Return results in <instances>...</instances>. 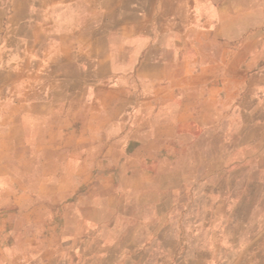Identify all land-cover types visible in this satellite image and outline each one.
I'll return each mask as SVG.
<instances>
[{
  "label": "crops",
  "instance_id": "0c3cea01",
  "mask_svg": "<svg viewBox=\"0 0 264 264\" xmlns=\"http://www.w3.org/2000/svg\"><path fill=\"white\" fill-rule=\"evenodd\" d=\"M107 75L113 81L107 90L111 98L99 94L90 106L96 116L102 108L116 109L111 113V138L120 139L117 109H132L123 129L126 137H121L129 147L147 140L143 125L138 127L143 123L139 109L164 110V127L157 129L166 135L162 139L171 138L166 133L174 131L175 139L191 142L198 140L200 131L213 130L216 117L228 112L229 119L235 118L228 122L253 125L261 132L257 149L263 159L264 0H0V173H5L0 175V204L39 201L34 188L40 180L49 187V180L35 173L38 157L78 153L81 160L86 154V150L75 153L73 143L86 147L87 122H80V131L72 133L69 116L55 122L54 103L28 99L27 89L42 94L53 90L55 79L49 82L50 77ZM31 77L37 84L24 85ZM102 88L99 80L91 90L100 93ZM23 92L25 98H20ZM99 122H95V139L101 138ZM171 145L170 140L153 153L186 154ZM130 149L127 154L137 159L150 155V149ZM11 157L21 178L6 174L12 171ZM147 158L141 160L147 164ZM145 163L138 160L127 170L145 172L149 168ZM167 165L161 169L165 171ZM77 166L80 170L81 163ZM70 167L53 170L71 171ZM59 197L63 203L67 200V195ZM15 216L23 221L35 215ZM50 216L58 221L49 228L54 232L48 246L31 239L36 247L27 251L30 255L18 246L12 260V252L0 244V264L8 258L11 264H148V253L161 250L155 245L167 234L165 226L130 233L117 222L108 225L103 220L133 215ZM22 230L20 226V238L30 233ZM3 233L0 229V237ZM141 234H146L145 239L135 243ZM154 264L163 263L159 258Z\"/></svg>",
  "mask_w": 264,
  "mask_h": 264
},
{
  "label": "rangeland",
  "instance_id": "374dc122",
  "mask_svg": "<svg viewBox=\"0 0 264 264\" xmlns=\"http://www.w3.org/2000/svg\"><path fill=\"white\" fill-rule=\"evenodd\" d=\"M51 78L55 79L56 84L53 90L42 94L27 89V98L54 103L52 110L55 111V122H61L62 118L69 116L72 133L80 131V122L86 121V147L81 146L80 149L78 141L72 140L75 142V153L86 150V154L81 155V160L78 153L70 157L56 153L38 157L35 161L36 170L46 168L47 172L35 173L39 178L49 180V187L40 180L34 188L39 193L34 195L35 199L39 201L32 203L27 199L11 205L0 204V229L5 232L0 237V244L12 252V260L18 246L30 255L27 251L36 247L31 239L46 246L51 243V233L54 231L49 228L57 224L58 218L52 221L50 215L82 213L133 215L131 219L112 221L109 217H103L104 223L109 225L117 222L130 233L141 229L145 233L144 229L148 231L165 226L167 234L163 235L160 244L155 245L160 246L161 250L148 253V264H154L159 258L163 264H264V157H260L257 149L262 135L258 128L230 123L228 121L233 119H229V113L225 112L216 117L213 130L200 131L198 140L175 139L174 131L166 133L171 138L162 139L165 134L158 130L164 127L161 124L165 119L164 110L139 109L138 118L143 119V123L140 122L142 124L138 127L143 125L147 140L135 142L130 146V152L141 147L150 149V155H146L150 161L146 164L145 160H141L146 157L137 159L132 154L128 155V142L121 139L126 137V119L131 116L129 112L132 109H117L120 139H114L111 138L114 132L109 129L110 119L113 118L111 113L116 109L102 108L96 116L90 106L92 100L100 95L103 99L111 98L107 90L113 81L109 75L102 79L98 76L50 77L49 82L53 81ZM99 80L104 90L100 93L91 90ZM23 82L29 86L38 81L31 77ZM19 97L25 98L24 92ZM96 121L102 124V131L97 135L101 138L98 139L93 134ZM121 128L125 130L122 132ZM170 140L174 150H182L186 154L168 157L156 154ZM191 150L193 154H190ZM138 160L149 165L147 171L136 173L127 170L128 165L136 164ZM8 163L12 171L7 172V176L21 178L20 172L14 169V157ZM78 163H81L80 170L77 169ZM260 163H263V170H260ZM164 164H168L165 171L161 169ZM69 165L71 171H55L58 167L63 169ZM60 177L63 179L60 180ZM17 190L19 193L25 192ZM59 195H67V200L61 202L62 196L60 198ZM95 205L100 210L94 211ZM2 215L7 216L3 218ZM15 215L35 216L32 220L28 218L21 221ZM147 215H150L149 219H146ZM20 226H23V232L32 231L33 235L28 233L18 237ZM38 231L41 232L35 236ZM145 237L146 234H141L134 242L142 243ZM131 241L128 238L127 242ZM27 257L29 262L30 257ZM9 259L6 264H11Z\"/></svg>",
  "mask_w": 264,
  "mask_h": 264
}]
</instances>
